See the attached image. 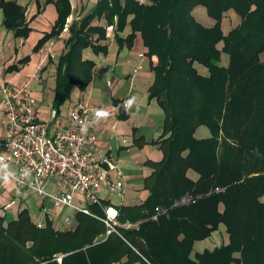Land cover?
<instances>
[{"label": "trees", "instance_id": "obj_1", "mask_svg": "<svg viewBox=\"0 0 264 264\" xmlns=\"http://www.w3.org/2000/svg\"><path fill=\"white\" fill-rule=\"evenodd\" d=\"M44 3L55 5L58 19L36 43L35 53L58 38L71 11L68 0ZM198 6L214 21L212 27L195 20L192 11ZM0 11L3 28L26 39L31 29L25 8L16 0H0ZM229 11L240 21L224 34L221 23ZM101 19L104 26L92 25ZM108 27L118 42L117 34L129 27L124 40L129 47L139 33L147 55L158 59L151 67L155 79L149 99H156L165 114L164 138L158 142L163 159L149 163L154 170L144 182L147 200L117 209L119 224L137 226L118 224L107 234L102 219L110 205L102 201L91 206L94 217L77 213L75 229L65 231L54 230L49 221L37 228L24 209L13 220L0 216V264H59V257L60 264H113L124 256L120 251L136 252L149 264H264V0H98L68 29L54 109L68 100L73 87L85 90L94 65L82 59V51L105 54L101 42ZM223 55L227 66L221 64ZM28 61L25 57L17 65ZM17 65L6 71L18 70ZM200 126L208 129V138L194 137ZM188 169L199 175L196 182L186 177ZM186 193L203 198L174 206ZM158 206L166 214L153 220ZM220 224L228 243L190 260L194 242L210 237ZM101 235L105 239L95 243Z\"/></svg>", "mask_w": 264, "mask_h": 264}, {"label": "crops", "instance_id": "obj_2", "mask_svg": "<svg viewBox=\"0 0 264 264\" xmlns=\"http://www.w3.org/2000/svg\"><path fill=\"white\" fill-rule=\"evenodd\" d=\"M68 1L71 11L62 32L58 38L49 40L38 53L33 52L34 46L45 33L51 31L58 19L55 5L45 4V0H16L20 6L25 8V19L30 21L31 32L26 39L15 38L11 31L3 28V17L0 11V87L4 84L22 85L29 89L34 82H37L40 85L37 87L39 90L43 85L42 81H47L46 75L49 74V68L58 66L59 59L66 50L65 42L70 35L68 31L70 25L73 22L78 23L94 8L98 0ZM31 18L33 19L31 20ZM201 18L203 19V17ZM201 18L195 20L204 27L213 26L212 19V21L207 19L202 22ZM223 22L225 23V18L222 19L221 27L223 33L227 34L233 27H230L231 24L226 25L227 30L224 31ZM92 25L104 26L105 21L103 19L95 20ZM114 34V28L106 29V40L101 42V45L107 47L105 54H96L90 48L82 51V59L92 61L94 66L91 69L90 81L85 90L82 91L76 87L71 89L67 100V109L72 110L79 104L87 107L105 106L108 109V115L96 120L93 129L97 137L96 157L103 159L109 155L114 156L117 170H112L109 178L111 181L120 180L124 184L125 193L122 197L110 195L105 187L101 188L99 193L102 202L108 203L110 207L117 210L120 206H140L147 200L150 193L145 188L144 182L154 170L149 163H158L163 159L158 142L164 138L162 135L165 114L156 99H149V91L155 79L151 67L157 64V57L147 55V49L143 46L139 33L135 34L130 47L125 43V38L130 34L129 27L117 34L121 39L119 42L115 40ZM217 47L221 48V45L218 44ZM139 54L143 56L140 58ZM25 57H28L29 61L25 65H17ZM221 64L227 66L228 62H221ZM12 65H17L18 70L7 72V68ZM139 65L142 66V69L133 73ZM195 66L198 73L203 76L207 75L206 69L199 70V65ZM41 70L44 72L41 73ZM35 89L36 87H33L32 90H29L38 102V112L46 119L53 106L50 110H43L41 104L43 98L49 97V93L48 91L40 93ZM74 91L75 98L73 99L71 95ZM132 97H135V103L126 110L125 101ZM62 106L57 110L61 116H63ZM209 136V131L204 126H200L194 133L196 139H205ZM122 140L125 142L123 143ZM117 171L121 173V177H117ZM186 177L192 182L199 179V175L192 169L186 171ZM219 190L215 192H223L224 188H219ZM189 194L182 195L175 201L174 206ZM193 197L196 200L192 204L203 198L201 194H196ZM75 203L83 206L77 198ZM24 209L29 213L30 219L37 218L33 222L36 226L38 222H41V228L45 227L46 221H49L53 229L58 231L74 230L77 225L76 212L56 207L30 190L19 188L12 181L5 182L0 178V216H5L6 220H13ZM154 210L155 216L160 215L157 213L158 211H162L161 214H166V210L162 207H155ZM219 210L220 212L223 210L222 205H219ZM112 212L113 210L110 211V214ZM91 214L94 213L91 212ZM68 217L71 219V224L65 226V219ZM127 224L132 227L137 226V224L130 223L119 225ZM219 230L222 231L218 233L221 242L217 238L218 235L215 234ZM104 239L105 235H101L95 238L94 242L97 243ZM219 243L221 245L228 243V235L223 224H220L217 231L213 232L210 237L194 242L189 259L195 261L197 255L202 254L205 250L212 251L219 247ZM118 255L124 256H121L118 262L113 264H149L139 258L136 252L125 255L120 251ZM57 262L61 263V257L57 258Z\"/></svg>", "mask_w": 264, "mask_h": 264}, {"label": "built area", "instance_id": "obj_3", "mask_svg": "<svg viewBox=\"0 0 264 264\" xmlns=\"http://www.w3.org/2000/svg\"><path fill=\"white\" fill-rule=\"evenodd\" d=\"M141 69L139 65L133 73ZM37 105L26 86L4 84L0 87V158L8 166L7 170L14 174L9 180L56 207L94 217L89 207L101 205V188L105 187L110 195L117 197L125 193L120 180L111 181L109 178L110 172L117 170L115 157H96L95 113L98 110L108 113L107 107L79 104L65 117L52 108L47 120L43 121ZM82 123L88 125L86 133L81 131ZM25 170L28 175H24ZM118 176L121 177L119 171ZM76 198L83 206L75 203ZM195 200L186 195L175 206H188ZM104 213L102 221L109 229L107 234L116 232L117 210L107 207ZM156 217L154 215L151 219L156 220ZM70 224L68 217L65 226ZM41 226L38 222L37 227ZM130 227L124 225V228Z\"/></svg>", "mask_w": 264, "mask_h": 264}, {"label": "rangeland", "instance_id": "obj_4", "mask_svg": "<svg viewBox=\"0 0 264 264\" xmlns=\"http://www.w3.org/2000/svg\"><path fill=\"white\" fill-rule=\"evenodd\" d=\"M140 1V0H139ZM192 15L193 17L196 19H200L201 17H203V19L201 18V21H206L207 19H209L210 21H212L208 16H207V12L205 10L204 7L202 6H198L196 8H194V10L192 11ZM200 17V18H199ZM225 18V23L223 22V28H224V31L227 30L226 29V25H230L231 24V28L233 27H236V25L239 23L240 19L239 17L233 12V11H229L226 13V15L224 16ZM202 21V22H203ZM209 25H212V24H209ZM40 52V50L38 51ZM37 52V53H38ZM262 59H264V57H262ZM221 62L222 63H226L228 62V57L226 55H223L222 56V59H221ZM52 63V62H51ZM199 70L201 69H205L201 66L198 67ZM43 70V69H42ZM40 71L41 73H43L44 71ZM56 71H57V66H51L49 68V74L46 75V80H43L41 79L43 85L41 86V88L38 90L37 87H39L40 85L37 83V82H34L33 85L29 88V89H33V87H36V91L37 92H47L49 93V97L48 98H43L42 100V104H41V109L43 110H50L52 104H53V101H54V97H55V88H56ZM38 85V86H36ZM73 97V99L75 98V91L72 93L71 95ZM68 101H65L64 105L62 106V115L65 117L69 112L70 110L67 109V106H68ZM49 108V109H48ZM40 120H47V118L45 119V116L44 115H40ZM52 188L49 189V191H52L51 190ZM219 188H216L215 191ZM261 201L264 202V197L261 198ZM37 220L36 217H34V219H31L32 222H35ZM219 232H222L221 230H219L217 233ZM218 240L221 242V238L220 236L218 235ZM226 245V244H225ZM218 246H221V243L218 244Z\"/></svg>", "mask_w": 264, "mask_h": 264}, {"label": "clouds", "instance_id": "obj_5", "mask_svg": "<svg viewBox=\"0 0 264 264\" xmlns=\"http://www.w3.org/2000/svg\"><path fill=\"white\" fill-rule=\"evenodd\" d=\"M135 103V97H132L125 101L124 107L125 109H129L133 104ZM108 113L103 110H98L95 113V118L98 120L99 118L106 117ZM87 127L88 125L86 123H82L81 131L82 132H87ZM7 165L2 162V158H0V178H2L5 182H8L9 177L13 176L14 174L9 172L7 170ZM24 175H28L27 170H25Z\"/></svg>", "mask_w": 264, "mask_h": 264}, {"label": "bare ground", "instance_id": "obj_6", "mask_svg": "<svg viewBox=\"0 0 264 264\" xmlns=\"http://www.w3.org/2000/svg\"><path fill=\"white\" fill-rule=\"evenodd\" d=\"M114 212L111 213V215L113 214Z\"/></svg>", "mask_w": 264, "mask_h": 264}]
</instances>
